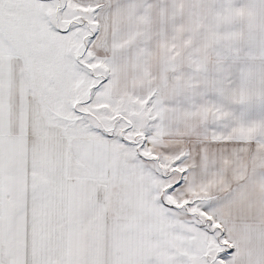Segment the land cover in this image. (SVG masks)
I'll list each match as a JSON object with an SVG mask.
<instances>
[{"label":"snow or ice","instance_id":"snow-or-ice-1","mask_svg":"<svg viewBox=\"0 0 264 264\" xmlns=\"http://www.w3.org/2000/svg\"><path fill=\"white\" fill-rule=\"evenodd\" d=\"M0 264H264V0H0Z\"/></svg>","mask_w":264,"mask_h":264}]
</instances>
